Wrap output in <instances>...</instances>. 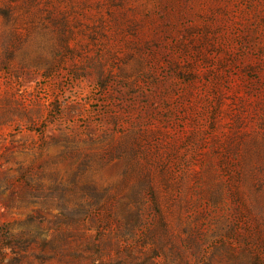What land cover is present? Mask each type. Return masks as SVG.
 <instances>
[{"label":"rangeland","instance_id":"374dc122","mask_svg":"<svg viewBox=\"0 0 264 264\" xmlns=\"http://www.w3.org/2000/svg\"><path fill=\"white\" fill-rule=\"evenodd\" d=\"M261 225L264 0H0V264H264Z\"/></svg>","mask_w":264,"mask_h":264},{"label":"trees","instance_id":"16d2710c","mask_svg":"<svg viewBox=\"0 0 264 264\" xmlns=\"http://www.w3.org/2000/svg\"><path fill=\"white\" fill-rule=\"evenodd\" d=\"M252 231V230H251ZM253 233L256 232V234L253 235V233H248V237H254L257 240L260 238V230L256 229L254 231H252ZM259 243H261V248H264V225H261V241L259 240ZM263 264V263H261Z\"/></svg>","mask_w":264,"mask_h":264}]
</instances>
